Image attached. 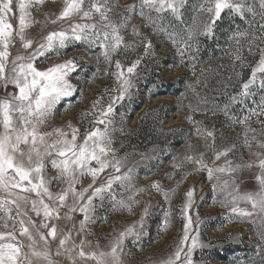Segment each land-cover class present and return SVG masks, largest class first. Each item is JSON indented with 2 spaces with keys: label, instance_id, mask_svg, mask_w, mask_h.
Wrapping results in <instances>:
<instances>
[{
  "label": "snow or ice",
  "instance_id": "1",
  "mask_svg": "<svg viewBox=\"0 0 264 264\" xmlns=\"http://www.w3.org/2000/svg\"><path fill=\"white\" fill-rule=\"evenodd\" d=\"M44 4L45 0H0V89L3 90L0 96V192L5 194L0 197V227L8 229L0 232V264H60L51 258V241L57 244L54 255L67 254L73 264L77 259L80 264H123L125 240L128 237L138 240L145 234L143 216L147 215V208L138 222L116 234L107 250L85 251L86 241L81 238L77 242L75 237L85 231L86 224L94 222L93 214L98 206L108 202L116 210H130L135 194L142 191L133 184L134 167L122 172L124 160L116 155L112 146V133L116 131L112 114L117 103L132 95L135 85L131 74L139 59L126 69L121 61H115L117 71L113 75L119 82L118 94L109 95L105 105L100 104L103 97L93 102L90 113H84L91 118L90 126L83 134L70 123V133L62 128H54L51 132L40 130L53 117L60 101L76 92V85L69 76L77 73L72 79H79V58L65 59L45 69L38 68L37 61L42 57L47 60L53 56H66L69 46L80 44L85 50H99L102 62L111 66L113 55L122 46L124 51L133 47L124 41L125 29H130V34L139 38L145 50L151 47V42L134 23L135 19L141 18L145 27L151 26L154 31L167 35L183 64L185 57L195 61L193 50L199 51V37L216 38L217 21L222 20V14L239 17L245 26L236 25L225 36L224 45L217 46L225 56H234V63L239 62L241 66L246 59L242 55L245 50L248 55L259 56L249 79L222 108L206 96H200L194 86L189 85L199 99L195 106L190 104L187 107L194 113L211 111L215 115L222 111L228 117L229 126L244 125L253 116H264V75L259 78L257 75L264 74V0H200L195 5L189 4L188 0H138L123 11L116 10L117 0H64L58 15L51 14L54 18L46 16L44 21H39L32 12L39 11ZM188 8L192 9V15L185 19ZM49 22L59 28L40 39L29 34L28 29L34 24ZM257 32L261 35L257 36ZM185 66L194 68V64ZM9 86L12 91H8ZM257 90L262 93L260 100L252 99L255 107L248 108L246 102L256 96ZM209 103L213 105L211 109L201 107ZM235 104L241 106L240 116L230 110ZM186 119L194 126L189 137L201 138L205 151H194L195 146L188 145L193 154L186 153L178 163L189 161L194 165V171H206L208 178L215 180L213 191L224 194L221 206L229 207L231 213L258 224L259 235L264 240V153L255 154L258 162L234 163L228 157L235 144L218 148L214 130L203 127L201 121L191 116ZM260 123L264 124V120ZM250 131L255 130L246 128L242 133L245 137L243 143L249 150L252 141L256 140L255 135L249 137ZM256 146L264 149V142L256 141ZM207 152H211L212 157L206 160ZM221 157L225 158L223 163L217 164ZM173 159H176L175 155ZM254 166L259 169L255 175L256 190L241 191L244 180L239 172ZM49 167L56 170V176L48 175ZM109 168L113 171L97 185L99 175ZM84 177H91L93 183L77 191L76 186ZM54 182L63 185L59 192L50 190L49 185ZM116 182H119L120 193L113 188ZM155 187L159 189V185ZM124 191L132 194L125 199ZM193 191L187 192L188 203L181 209L187 220L183 236L175 251L162 264H193V250L203 246L198 244V232L189 244L192 218L186 214L191 207ZM117 195L121 198L117 199ZM242 203L250 205L251 210L240 207ZM61 209H66L63 216ZM30 213L41 219L35 220ZM72 213L82 215L79 228L73 224L65 231L64 227L58 228L53 223L59 219L71 220ZM257 256L260 264H264V245L258 248ZM235 264L245 262L238 260ZM248 264L256 262L252 260Z\"/></svg>",
  "mask_w": 264,
  "mask_h": 264
},
{
  "label": "rangeland",
  "instance_id": "2",
  "mask_svg": "<svg viewBox=\"0 0 264 264\" xmlns=\"http://www.w3.org/2000/svg\"><path fill=\"white\" fill-rule=\"evenodd\" d=\"M63 2L64 0H45L39 11H33L32 15L39 21H44L46 16L54 18L51 14L58 15ZM136 2L138 0H117L116 10L123 11L127 5ZM188 2L195 5L200 3V0H188ZM191 15L192 9L188 8L185 19ZM203 15L202 13L201 16ZM13 23L15 25V21ZM134 23L137 30L151 42V47L145 50L139 38L131 35L130 29H125L124 41L133 47L124 51L122 46L113 55L111 66L102 62L103 56L99 50H85L80 44L69 46L66 56H53L47 60L42 57L37 61V67L45 69L65 59L79 58L77 60L79 79H72L77 73L69 76L71 82L76 85V92L60 101L53 117L40 130L51 132L54 128H62L70 133L71 129L68 128L70 123L79 128L80 133L83 134L90 126L91 118L84 113H90L93 102L103 97L100 104L105 105L109 95L118 94L119 82L113 75L117 71L115 61H121L126 69L139 59L138 66L131 74L135 85L131 90L132 95L130 98L125 96L123 101L117 103L112 114L116 128L112 133L114 139L112 146L116 149V155L124 160L122 172L128 167H134L133 184L142 191L135 194L130 210H116L108 202L98 206L93 214L94 222L86 224L85 231L75 237L77 242L81 238L86 241L85 251L107 250L116 234L138 222L147 208V215L143 216L145 234L138 240L128 237L124 242V253L121 258L123 264H162L163 260L175 251L183 236L187 220L182 216L181 209L188 203L187 192L194 190L191 207L186 214L192 218L189 244L191 238L198 232V244L203 246L193 250V264H235L238 260L244 261L245 264L254 260L256 264H260L257 251L261 245H264V240H261L259 235V225L251 223L248 218H240L231 213L229 207L221 206L220 201L224 194L213 191L215 180L209 179L206 171H194V165L189 161L178 163L186 153L193 154V151H189L188 145L195 146L194 151H205L204 141L201 138L189 137V133L194 131L193 124L186 119L189 116L201 121L203 127L217 133L218 148L236 145L228 157L234 163L258 162L255 154L264 153V149L256 146V141L264 142V135L261 134L264 133V124L260 123V120H264V116H253L244 125L237 123L229 126L228 117L222 111H217L215 115H212L211 111L194 113L187 107L190 104L195 106L199 99L189 85H193L200 96H206L210 102H214L220 108L229 103L231 95L240 91V86L244 82L242 73L250 64L246 60L242 66L239 62L234 63V56H225L217 45H224L225 36L236 25L241 27L245 25L239 17L222 14V20L217 21L216 38L199 37V51L193 50L195 61L185 57L184 63L181 64L180 57L176 54V46L167 35L154 31L151 26L145 27L141 18L135 19ZM58 28L59 25L50 22L36 23L28 29V32L32 37L40 39L49 31ZM256 34L261 35L259 32ZM211 42L215 44L216 49L213 52L215 55L213 54L211 60H208L210 59L208 57L204 61V54L207 53ZM246 54L245 50L242 55ZM193 64L194 68L185 66ZM194 69L195 74H193ZM257 75L259 78L264 74ZM12 90V86H9L8 91ZM2 95L3 90L0 89V96ZM261 95V91L257 90L256 96L248 99L246 106L254 108L252 99L259 102ZM212 106V103L201 105L202 108L207 109H211ZM230 110L236 116L242 114L239 104L231 106ZM99 127L103 128V125ZM246 128L255 130L248 133L249 137L253 135L256 137V140L252 141L253 146L250 150L243 143L245 137L242 133ZM221 132L222 136L219 135ZM211 157L212 153L207 152L205 159ZM224 159L221 157L216 163L221 164ZM112 171L109 168L101 173L96 184L99 185ZM258 171V167L255 166L251 169H241L239 176L244 180L240 186L241 191L256 190L255 175ZM47 173L53 177L57 175L56 170L50 167L47 168ZM92 183L91 177L81 178L76 186L77 191L88 188ZM118 183L116 182L113 188L120 193ZM155 185H159V189ZM62 186L55 182L49 185L53 192H59ZM135 188L132 191H135ZM131 194V191H124L123 197L126 199ZM4 195L0 192V197ZM116 198L121 197L117 195ZM240 207L251 210L250 205L244 203L240 204ZM65 211L66 209H61V216ZM30 215L37 221L41 219L34 213ZM71 216V220L59 219L53 223L58 228L64 227L65 231L71 229L73 224L79 228L82 215L72 213ZM7 230L0 227V232ZM42 231L47 232V229ZM73 232L75 233V229ZM56 247V241H51L50 248L53 253L51 258L60 264H73L67 254L55 256ZM72 255L75 256V253ZM76 264H80L78 259Z\"/></svg>",
  "mask_w": 264,
  "mask_h": 264
},
{
  "label": "trees",
  "instance_id": "3",
  "mask_svg": "<svg viewBox=\"0 0 264 264\" xmlns=\"http://www.w3.org/2000/svg\"><path fill=\"white\" fill-rule=\"evenodd\" d=\"M214 45H215L214 42H211L209 44V48H207V53H205L204 54V57H203L204 61L207 60L208 57H210V59H208V60H211L213 54L215 55V53H213L214 50L216 49ZM245 57H246L245 60L250 65L248 66L247 70L246 71H243V73H242L243 74V77H242L243 81L247 80L250 77V74H251V70L250 69L255 64V62L258 60V55H248V53H247L245 55Z\"/></svg>",
  "mask_w": 264,
  "mask_h": 264
}]
</instances>
